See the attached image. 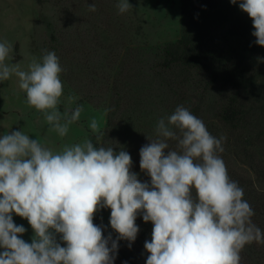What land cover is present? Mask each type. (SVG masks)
I'll list each match as a JSON object with an SVG mask.
<instances>
[{
    "label": "clouds",
    "instance_id": "9594fccd",
    "mask_svg": "<svg viewBox=\"0 0 264 264\" xmlns=\"http://www.w3.org/2000/svg\"><path fill=\"white\" fill-rule=\"evenodd\" d=\"M117 7L120 13L133 9L129 0ZM239 8L252 20L255 43L264 47V0H239ZM89 10L96 11L94 3ZM12 53L11 44L0 42V82L18 77L27 104L66 136L84 106L59 111V57L46 50L22 70L19 63H6ZM77 99L67 97L69 104ZM89 127L99 132L95 118ZM156 134L158 139L139 151L140 169L150 178L145 182L131 170L132 157L124 148L116 151L86 138L56 152L22 130L0 136V264H114L118 241L130 246L136 240L138 216L153 225L144 243L146 264H240L243 248L264 242V233L252 222L255 213L243 199V188L230 179L218 155L226 138L212 136L182 105L167 123L158 121ZM169 140L177 142L176 149L169 150ZM105 208L111 210L116 240L104 237L102 226L94 223ZM13 213L28 221L31 243L20 238L27 230L14 222Z\"/></svg>",
    "mask_w": 264,
    "mask_h": 264
},
{
    "label": "rangeland",
    "instance_id": "374dc122",
    "mask_svg": "<svg viewBox=\"0 0 264 264\" xmlns=\"http://www.w3.org/2000/svg\"><path fill=\"white\" fill-rule=\"evenodd\" d=\"M119 2L0 0V42L13 46V60L6 63H19L27 70L33 59L54 51L63 68L59 111L84 106L80 119L61 137L42 112L27 104L26 93L13 75L0 82V136L22 130L56 152L86 138L116 151L124 148L132 157L131 170L145 182L150 178L140 169V148L158 139V121L163 118L167 123V117L182 105L204 122L212 136L226 138L218 155L230 179L243 188V199L255 213L252 222L264 233V54L255 73L256 87L210 83L202 70L165 58L166 48L180 40L186 28L195 35L200 15H190L185 23L182 0H129L133 9L124 13L119 12ZM92 3L94 12L89 10ZM216 25L215 30L208 29L219 38L220 22ZM69 95L78 99L69 104ZM236 101L239 115L233 120L225 112ZM92 118L99 123L98 133L89 127ZM168 144L169 150L176 149L175 140ZM110 211H98L94 223L102 226L104 237L111 234L116 240ZM13 220L27 230L20 238L31 243L34 232L28 221L14 213ZM136 224L140 229L136 240L130 246L127 240L118 241L114 264H146L149 253L144 243L151 239L153 225L142 216ZM57 242L65 246L59 234ZM240 255V264H264V242L246 245Z\"/></svg>",
    "mask_w": 264,
    "mask_h": 264
},
{
    "label": "trees",
    "instance_id": "16d2710c",
    "mask_svg": "<svg viewBox=\"0 0 264 264\" xmlns=\"http://www.w3.org/2000/svg\"><path fill=\"white\" fill-rule=\"evenodd\" d=\"M182 13L185 23L190 15H200L195 35H190L186 28L183 37L166 48L168 62L179 60L186 66L200 69L210 83L256 87L255 73L262 66L264 48L255 43L252 20L239 8V0L235 5L230 0H182ZM218 22L221 29L216 30L222 36L216 38L208 28L215 30ZM236 104L237 101L233 102L225 112L233 120H238L239 115ZM224 120L228 121L226 117Z\"/></svg>",
    "mask_w": 264,
    "mask_h": 264
}]
</instances>
